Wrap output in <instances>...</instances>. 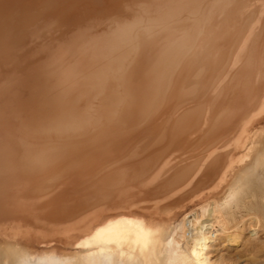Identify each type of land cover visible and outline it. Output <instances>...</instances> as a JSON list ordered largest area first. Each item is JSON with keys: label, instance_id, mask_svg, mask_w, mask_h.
<instances>
[{"label": "bare ground", "instance_id": "bare-ground-1", "mask_svg": "<svg viewBox=\"0 0 264 264\" xmlns=\"http://www.w3.org/2000/svg\"><path fill=\"white\" fill-rule=\"evenodd\" d=\"M245 228L264 0H0V264H221Z\"/></svg>", "mask_w": 264, "mask_h": 264}, {"label": "rangeland", "instance_id": "rangeland-1", "mask_svg": "<svg viewBox=\"0 0 264 264\" xmlns=\"http://www.w3.org/2000/svg\"><path fill=\"white\" fill-rule=\"evenodd\" d=\"M240 232L242 243L247 240L245 246L237 245L227 251V259L221 264H264V243L259 242V238L264 237V231L261 228L256 231L245 228Z\"/></svg>", "mask_w": 264, "mask_h": 264}]
</instances>
